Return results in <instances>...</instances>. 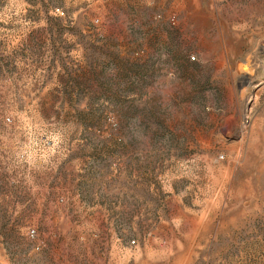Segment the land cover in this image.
Wrapping results in <instances>:
<instances>
[{
  "label": "rangeland",
  "instance_id": "374dc122",
  "mask_svg": "<svg viewBox=\"0 0 264 264\" xmlns=\"http://www.w3.org/2000/svg\"><path fill=\"white\" fill-rule=\"evenodd\" d=\"M0 264H264V0H0Z\"/></svg>",
  "mask_w": 264,
  "mask_h": 264
},
{
  "label": "clouds",
  "instance_id": "9594fccd",
  "mask_svg": "<svg viewBox=\"0 0 264 264\" xmlns=\"http://www.w3.org/2000/svg\"><path fill=\"white\" fill-rule=\"evenodd\" d=\"M168 95H169V98H171L172 96H174L175 95V89L173 88V89H169L168 90Z\"/></svg>",
  "mask_w": 264,
  "mask_h": 264
}]
</instances>
